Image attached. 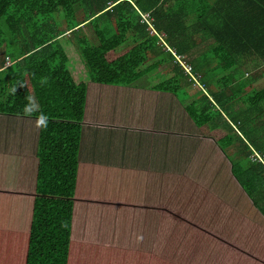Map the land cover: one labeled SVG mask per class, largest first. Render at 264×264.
Wrapping results in <instances>:
<instances>
[{"label": "trees", "instance_id": "trees-1", "mask_svg": "<svg viewBox=\"0 0 264 264\" xmlns=\"http://www.w3.org/2000/svg\"><path fill=\"white\" fill-rule=\"evenodd\" d=\"M85 24L96 42L84 33ZM128 37L132 44L120 49ZM168 47L188 59L199 84ZM166 64L171 70L146 88L174 94L199 131L215 138L244 196L226 201L178 176V184L166 186L168 198L176 197L167 211H142L165 222L162 241L151 252L120 244L141 245L136 229L143 226L133 221L140 211L116 212L129 203L126 183L113 187L111 180H92L91 190L78 193V151L88 82L126 86ZM262 65L264 0H0V115L48 118L46 130H38L31 212L22 218L5 210L0 264H264V222L243 211L253 206L264 218V116L258 121V111L264 114L258 79L264 74L245 77L240 70ZM30 96L40 111L29 117L23 109ZM215 130L223 133L216 138ZM254 152L263 160L251 158ZM140 187L135 183L133 191ZM93 193L101 198L88 199ZM77 200L108 213L82 222L83 208L75 219ZM168 209L188 223H170ZM121 225L119 237L125 239H117ZM174 227L184 231L183 245L169 256L168 248L178 242L166 243V233ZM111 235L118 245L109 242Z\"/></svg>", "mask_w": 264, "mask_h": 264}, {"label": "crops", "instance_id": "crops-1", "mask_svg": "<svg viewBox=\"0 0 264 264\" xmlns=\"http://www.w3.org/2000/svg\"><path fill=\"white\" fill-rule=\"evenodd\" d=\"M146 85L87 83L78 151L76 188L79 193L91 190L87 185L92 180L96 184L111 180L109 184L116 185L113 187L126 183L128 208L150 214L156 210L165 212L167 205L176 199L168 198L167 184H178L176 178L185 176L226 201L243 197L244 191L232 176L231 163L216 141L199 131L174 94L148 89ZM11 121L22 127L20 121ZM35 134L30 138L34 143L31 152L33 146L27 143V129L21 133L19 138L24 144L19 163L0 160V196L20 198V208L12 212L19 217L25 214L26 207L30 212L34 194ZM148 173L152 175L146 178ZM172 174L177 176L170 180ZM135 183L141 185L136 193L133 191ZM112 197L118 199L115 191ZM95 198L101 196L93 193L88 199ZM148 202L157 203V207L145 205ZM243 211L250 217H258V222H264L253 206L250 211ZM4 213L0 211V224L7 223L6 218L2 219Z\"/></svg>", "mask_w": 264, "mask_h": 264}, {"label": "rangeland", "instance_id": "rangeland-1", "mask_svg": "<svg viewBox=\"0 0 264 264\" xmlns=\"http://www.w3.org/2000/svg\"><path fill=\"white\" fill-rule=\"evenodd\" d=\"M76 12H77V16H76L77 19L81 20L83 18V16L81 14L79 7H76ZM82 29H83L84 33L88 36V38L91 42H93V43L96 42V38L94 36L93 29H92V26L90 24H85L82 27ZM209 42H211V38L207 39L206 42H204V43H209ZM131 44H132V40L130 39V37H128L126 39V42L123 44V46L120 49L128 47ZM202 45H203V43H200L199 46H202ZM182 57H183V55H182ZM183 59H184V57H183ZM5 60L8 62V58H5ZM186 60L185 61L187 63H189L187 58H186ZM169 67H170V65H168V64L159 66L158 68L151 71L150 73H147V74L143 75L142 77H140L139 79H137L134 82V84L146 85L149 82H151L154 78H156L160 75H164L167 71L169 72L171 70V68H169ZM263 70H264V65L259 66L253 70L250 69V71H247L245 73V77L251 76V75H255V76L258 75V78H259V75L261 76L262 74H264ZM258 81H259L258 88L263 87L264 77L262 79H258ZM200 85H201V87L204 88L203 90L205 92V86L203 84H200ZM103 92L105 94L106 91H103ZM240 104H244V102H241ZM261 106H262L261 111H263L264 110V104L262 105V103H261ZM258 113H259L258 121H260L263 119V117L260 118V116H264V114L259 112V111H258ZM23 119H25V118L21 117V116H12V115H9V116L8 115H1L0 116V160L3 161L4 163H13V162L19 163V154L22 153L21 152V146L24 144V142L19 137H20L21 133H23V131H25L26 129H27V134L29 136V140L27 141V143L30 146L31 145L33 146V149L31 150V152H33V150H34V143H33L32 139H30V138L32 135L34 136L35 133H36L35 136L38 137V130L39 129H37V132H36V127L33 126V124H32V123L35 124L36 119L31 120V118H27L24 121H23ZM11 120H14V121L16 120L18 122L20 121L22 123V127L20 126V123H15V122H12ZM260 123H261V121H260ZM259 131H260V129H258V133H259ZM214 132H215L216 138L219 137L220 134L223 133V131H220V130H215ZM212 138L215 140L214 137H212ZM36 140H37V138H36ZM254 156H256V157H254ZM251 158L257 159L259 161L263 160V159H259V157H257V154L255 152L253 153V155H251ZM262 163H264V160ZM8 173H10V172L8 171ZM111 185L116 186L115 184H111ZM79 192H80V190L78 189V193ZM75 197H78V194L75 195ZM19 200H20V198H16L13 196H8V195L7 196H0V209H3L0 211L5 212L6 209H9L8 213H11L15 209H19L21 206V203L19 202ZM31 203H32V201L30 202V205H29L30 208L32 206ZM129 206L130 205H128V204H125L124 206H121V204H120V206H118V209L120 211H116V212L129 211L126 209ZM82 208H83L82 222L85 220V218L92 219V217L93 218L97 217V219H98L99 216H103L104 214L108 213L105 211L96 212L95 211L96 207L91 208V206L88 203L87 204L85 203L83 205L81 201L77 200V203L74 207V210L76 211L75 212V219H77L78 215L80 214V212L78 210H81ZM241 210H243V209L241 208ZM138 211H140V214H138V215H141V216L135 217L133 219V221L135 222L134 224H136V222L138 220H140L139 222H141L143 225L140 229H136L137 231H140L141 239L138 240V242L141 245H139V244L138 245L137 244L136 245H130V243H124V244L120 243V244L127 246L129 248L150 250L152 252L155 248V245L157 243H161V241H162V239L159 238V235L162 236V231H161L162 228L161 227H162V225H164L165 222H164V220L154 221L153 218L146 217L144 215V213L142 212V210H138ZM30 212H31V209H30ZM168 212H169V215H168L169 222L175 224L178 227H179V225L177 223V219L178 220H184V221H186V223H188V221H189V219L186 217L176 216V214L171 212L169 209H168ZM113 213H115V212L113 211ZM25 214L29 216V208L28 207L25 208ZM114 218H116V217L114 215H112V217L107 216L106 219L110 220V219H114ZM151 222H153V224H152L153 230H150V228H149V224ZM138 225L139 224H136L137 227H138ZM180 228H182V227L180 226ZM124 229H125V227L122 225L116 229L117 230V239H119V238L125 239L126 238V237H119V235L122 233V231ZM136 234L137 233H134V236H136ZM166 234L170 235L169 239L168 238L166 239V241H165L166 243L172 242L173 240L178 242L176 247H174L173 249L168 248V250H170L172 252V254L168 253L169 256L178 254L181 246L183 245L182 241L184 239V236H183L184 231L179 232V229L174 227L172 230L171 229H170V231L168 230ZM171 236H172V238H170ZM111 237H113V240H109V242H113L116 245H118L116 243L117 241H116L115 235H111ZM136 242L137 241L135 239H131L132 244H134ZM203 247H204V245H203ZM202 255H203V251L197 250L196 258H201ZM203 261L204 260L201 259V263ZM206 264H213V262H208ZM221 264H224V263H221ZM228 264H237V263L228 262Z\"/></svg>", "mask_w": 264, "mask_h": 264}, {"label": "clouds", "instance_id": "clouds-1", "mask_svg": "<svg viewBox=\"0 0 264 264\" xmlns=\"http://www.w3.org/2000/svg\"><path fill=\"white\" fill-rule=\"evenodd\" d=\"M46 82V81H42ZM40 111V106L34 97L27 98V104L25 105L23 112L25 116H32L34 113H38ZM48 124V118L43 113H40L35 120V127L39 130H46Z\"/></svg>", "mask_w": 264, "mask_h": 264}, {"label": "built area", "instance_id": "built-area-1", "mask_svg": "<svg viewBox=\"0 0 264 264\" xmlns=\"http://www.w3.org/2000/svg\"><path fill=\"white\" fill-rule=\"evenodd\" d=\"M147 15L148 14L144 13L142 14V17L146 19ZM168 49L174 54L175 59L178 61L179 65L184 69V71L194 80V82L196 81L195 83H198L197 76L192 71V66L183 59L182 55L175 54L174 51H172L169 47ZM257 157L262 159L260 155H257Z\"/></svg>", "mask_w": 264, "mask_h": 264}]
</instances>
